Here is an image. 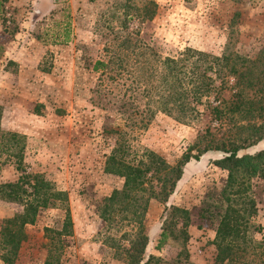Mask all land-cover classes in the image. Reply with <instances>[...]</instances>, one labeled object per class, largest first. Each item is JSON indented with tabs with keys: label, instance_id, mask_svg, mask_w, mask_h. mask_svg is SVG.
Returning a JSON list of instances; mask_svg holds the SVG:
<instances>
[{
	"label": "rangeland",
	"instance_id": "obj_1",
	"mask_svg": "<svg viewBox=\"0 0 264 264\" xmlns=\"http://www.w3.org/2000/svg\"><path fill=\"white\" fill-rule=\"evenodd\" d=\"M147 8L154 12L150 19ZM140 38L163 54L189 47L230 55L241 68L245 59L256 84L244 95L254 101L260 96L256 77L264 73V0L3 1L0 144L5 141L3 133H15L19 146H25L28 171L42 173L54 191L65 192L66 200L44 208L32 225L22 228L25 237L13 255L6 233L1 232L6 226L16 231L6 221L23 207L0 199V264H9L3 256L12 257L11 264H44L49 255L57 264H129L123 248L129 247L136 226L117 213L110 221L101 215L105 197L123 184L122 178L105 172L107 156L125 142L126 160L133 164L145 148L174 165L199 141L204 126V121L184 124L160 113L139 129L127 125L125 115L113 107L105 110V62L116 69L129 58L135 75L138 57L147 49L137 42ZM97 61L103 65L94 71ZM235 92L223 94L229 99ZM254 116L255 112L232 115L242 124L259 122ZM233 125L227 123L214 133L233 135L237 131ZM105 127L117 132L106 135ZM8 145L9 152L0 149V184L18 179L10 161L15 145L12 141ZM261 148L264 142L248 151ZM221 155L208 152L188 162L169 197L168 204L189 213L185 245L169 240L161 250L155 249L164 204L149 201L143 223L149 237L146 256H159L163 264L216 263L218 221L206 218L203 210L214 211L212 206L221 201L228 175L214 164ZM249 184L245 194L255 198L257 210L251 216L244 213L247 239L239 243L240 250L233 256L237 255V262L232 264H264V186L258 178ZM235 206H243L237 197Z\"/></svg>",
	"mask_w": 264,
	"mask_h": 264
},
{
	"label": "trees",
	"instance_id": "obj_2",
	"mask_svg": "<svg viewBox=\"0 0 264 264\" xmlns=\"http://www.w3.org/2000/svg\"><path fill=\"white\" fill-rule=\"evenodd\" d=\"M3 1H0V11ZM149 11L150 19L154 12ZM137 42L143 43V48L147 49L138 57L139 66L135 75L128 64L129 58L122 60L116 69L109 68L105 62V77L108 80L105 83V110L113 107L125 115L127 125H135L139 129H145L161 113L184 124L204 121L203 131L199 134V141L190 145L174 165L167 164L165 159L145 148L142 158L133 164L126 160L128 146L125 142L119 143L107 156L105 172L116 174L123 179V184L105 197L101 215L105 221H110L117 213L136 226L129 247L123 248L129 264H163L159 256H146L149 237L143 223L149 201L155 199L164 204L155 249L161 250L169 240L185 245L189 237V213L179 206L168 204L169 197L188 162L201 159L204 153L220 152L222 155L214 160V164L228 172L221 201L212 206L214 211L206 208L203 213H208L206 218H216L218 221L214 239L217 250L215 264L237 262L234 253L240 250L239 243L247 239V218L244 213L251 216L257 210L255 198L245 194L250 189L249 181L258 178L264 186V148L248 151L264 142V73L261 78L256 77L260 84L257 90L260 96L254 101L244 95L256 84L253 82V71H250L245 59H242L244 68H241L231 60L230 55L216 56L189 47L163 54L161 50H151L142 38ZM157 48L160 49V46ZM102 65L95 62L93 70L98 71ZM230 78L235 81L230 83ZM233 89L236 92L229 99L226 98L223 92ZM250 112H255L254 117L259 122L253 119L242 124L232 117ZM108 115L107 118H111ZM227 123L234 124L237 131L233 135L225 136L222 133L217 136L214 132L222 130ZM114 131L105 127L106 135ZM6 135L10 139H6ZM3 138L5 141L0 144L3 152L11 149L8 142L12 141V145H15V150L10 153L14 160L10 161L18 172V179L0 184V199L23 207L20 214L6 221L12 227L16 226V231L12 232L6 226L1 232L6 233L7 243L15 255L19 242L25 237L22 228L32 225L44 208L56 206L57 203L63 205L66 194L54 191L53 185L42 173L28 171L24 162L25 146H19L20 140L15 133H3ZM236 197L243 206H235ZM12 259L3 256V260L9 264ZM53 261L49 255L44 264H57Z\"/></svg>",
	"mask_w": 264,
	"mask_h": 264
}]
</instances>
